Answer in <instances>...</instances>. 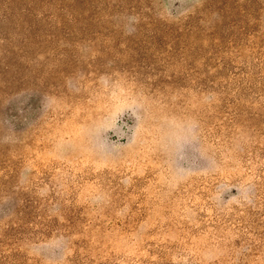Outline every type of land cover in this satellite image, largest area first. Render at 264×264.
Wrapping results in <instances>:
<instances>
[{
    "label": "rangeland",
    "instance_id": "1",
    "mask_svg": "<svg viewBox=\"0 0 264 264\" xmlns=\"http://www.w3.org/2000/svg\"><path fill=\"white\" fill-rule=\"evenodd\" d=\"M0 264H264V0H0Z\"/></svg>",
    "mask_w": 264,
    "mask_h": 264
}]
</instances>
